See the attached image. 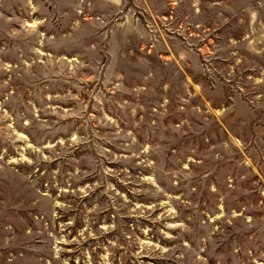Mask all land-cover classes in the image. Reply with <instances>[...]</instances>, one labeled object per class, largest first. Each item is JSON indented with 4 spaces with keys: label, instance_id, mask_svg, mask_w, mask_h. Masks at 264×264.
Segmentation results:
<instances>
[{
    "label": "rangeland",
    "instance_id": "374dc122",
    "mask_svg": "<svg viewBox=\"0 0 264 264\" xmlns=\"http://www.w3.org/2000/svg\"><path fill=\"white\" fill-rule=\"evenodd\" d=\"M0 264H264V0H0Z\"/></svg>",
    "mask_w": 264,
    "mask_h": 264
}]
</instances>
